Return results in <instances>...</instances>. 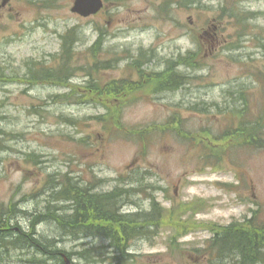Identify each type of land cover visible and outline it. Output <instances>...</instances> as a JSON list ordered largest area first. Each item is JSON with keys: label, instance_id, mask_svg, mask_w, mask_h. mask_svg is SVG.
I'll return each mask as SVG.
<instances>
[{"label": "rangeland", "instance_id": "374dc122", "mask_svg": "<svg viewBox=\"0 0 264 264\" xmlns=\"http://www.w3.org/2000/svg\"><path fill=\"white\" fill-rule=\"evenodd\" d=\"M72 1L0 0V70L8 76L0 80V205L15 206L12 236L33 233L72 264H238L209 240L248 219L264 224V146L237 133L264 110V0H103L87 19L70 12ZM70 31L73 66L82 69L66 86L24 80L30 62L53 65ZM189 53L192 66L175 68L189 77L181 89L155 94L143 81ZM106 61L109 70L92 69ZM120 82L139 89L106 96ZM89 84L99 92H85ZM243 89L247 118L234 110ZM116 120L125 129L176 123L143 150L117 135ZM66 174L92 193L128 189L119 211L141 222L155 200L158 221L131 240L130 257L98 236H58L49 217L68 204L50 192ZM7 253L0 264H61L27 247Z\"/></svg>", "mask_w": 264, "mask_h": 264}, {"label": "trees", "instance_id": "16d2710c", "mask_svg": "<svg viewBox=\"0 0 264 264\" xmlns=\"http://www.w3.org/2000/svg\"><path fill=\"white\" fill-rule=\"evenodd\" d=\"M171 1L174 2L175 0ZM179 1L180 0H178V2ZM62 39L63 42L60 46L61 53L50 60L51 64L53 62V65H47L44 61L36 63L30 62V65L27 66L24 80L29 83L66 86L69 79L74 77L73 73L82 69L78 67L75 68L72 62L74 58V51L72 50L73 31L68 32ZM100 39L101 36L95 44H99ZM92 53L94 54L95 52ZM179 60L180 59L173 63L174 68L178 66L186 68V65L192 66L193 57H191L190 53L185 57L183 56L180 61ZM100 67L103 70H109L112 66L107 61L97 62L92 69L97 71ZM87 73L88 77L91 76V69L87 71ZM172 73V71L169 72L165 69V71L160 73L148 74L143 81L146 80L148 82V79H151L149 82L154 83L153 87L155 94L164 92L172 93L181 89L189 79L184 71L177 72L178 74L176 75H172ZM7 77L0 70V80ZM173 77H176L177 80L175 81ZM120 84H122V86L109 88L106 96L121 97L125 92H136L139 89V86L136 87V85H132V83L120 82ZM82 89L89 94L92 92H99L98 88L93 84H89ZM262 89H264V87ZM246 94V90L244 89L239 91V96L235 99H238L241 104L239 107L234 108V110L238 109V113L245 118L249 116ZM261 94L264 99V90H262ZM32 110L38 112L35 108H32ZM258 115L261 116L258 118V116L254 117L253 115L252 127H250L249 130L248 127L244 126L242 130L239 129L237 131V133L243 135L244 144L247 143L249 145L252 141L254 148L264 146V136L261 134V130L264 132V124L261 125L264 120V110L262 107L258 110ZM174 123L176 122L173 121L167 124H165V122L162 124L152 123L146 126H138V128L133 127L125 129L123 124L116 120L115 131L119 136H123L124 138L128 137L129 140L137 144L141 143L140 147H143L144 150L150 147L152 140L172 132L170 128ZM35 158L38 157L35 156ZM51 189L50 198L52 202L59 203L63 201L68 204V206L65 207L68 215L67 222L62 221L61 214L60 216H55V214H53V216L57 218L58 225L62 224V227H65L64 230L68 233L74 232L76 235L81 233L84 229L88 230L87 232L91 233L92 236L105 239L108 242L107 247L113 249L114 253L119 257L127 253L128 245L131 240L143 236L146 226L154 227L158 221L157 218L160 216V209L157 207L155 200L152 199L150 202L151 209L146 217H143L142 222L139 221L136 214L120 213L116 201L119 194H128V189L117 187L106 193H92V187L88 186V184L81 186L78 180L74 182L72 177H69L67 174L61 175L56 187ZM14 208L15 206L10 204L7 210H5L4 207L0 205V254H5L10 249H22L25 247L31 249L35 254H47L42 248L41 243L31 237L33 233L19 232V234L12 236L14 231L9 228L8 215L12 213ZM61 208L62 207H59L58 210ZM254 220L255 219L252 218L248 219V222L244 224H233L225 228L215 229L214 238L209 240V243L212 248L217 249L216 254L218 256L224 255L225 257H234L236 255V263L238 264H264V224H256ZM61 252L67 253L63 250L59 251L54 249V254L51 257L62 264L63 261L60 257ZM80 255L82 256V254ZM126 255L130 257L128 254ZM119 257L117 258L119 259ZM39 263L43 264V262Z\"/></svg>", "mask_w": 264, "mask_h": 264}, {"label": "bare ground", "instance_id": "6f19581e", "mask_svg": "<svg viewBox=\"0 0 264 264\" xmlns=\"http://www.w3.org/2000/svg\"><path fill=\"white\" fill-rule=\"evenodd\" d=\"M165 69L166 70H168L169 72H173L172 73V75H176V74H178L179 73V71H176L175 70V68L173 67V65H170V66H166L165 67ZM178 72V73H177ZM173 79L176 81L177 79H176V77H173ZM126 195H124V194H119V196H118V198H120V199H117V201L119 202L122 198H124ZM116 201V202H117ZM118 202H117V204H118ZM50 216L51 217H49V219H51V220H53L54 222H56L57 223V218L55 217V216H53V214H50ZM62 221H64V222H67V217H68V215H67V213H63L62 215ZM47 218V217H46ZM47 220V219H46ZM44 221V217H38V218H36V221H34L32 224H33V229H34V227L38 224V223H41V222H43ZM58 224V223H57ZM58 228H59V232H60V235H58L59 237H61V236H66V237H69V238H71V239H76L77 237L79 238L80 236H88V235H91V233H88L85 229L84 230H82V232L81 233H78L77 235L76 234H74V232H72V233H68L66 230H64V226L62 227V224H59L58 225ZM87 234V235H86ZM42 245V248L44 249V251L45 252H47V255H50V256H52L54 253V249H56V247L55 246H52V247H48V245H43V244H41ZM63 254V252H61V254H60V257H61V255ZM3 253H1L0 254V260L2 259V257H3Z\"/></svg>", "mask_w": 264, "mask_h": 264}, {"label": "water", "instance_id": "95a60500", "mask_svg": "<svg viewBox=\"0 0 264 264\" xmlns=\"http://www.w3.org/2000/svg\"><path fill=\"white\" fill-rule=\"evenodd\" d=\"M103 7L102 0H74L73 7L71 8L72 13H76L84 18L90 15H95ZM66 263L68 260L66 256L62 255Z\"/></svg>", "mask_w": 264, "mask_h": 264}]
</instances>
